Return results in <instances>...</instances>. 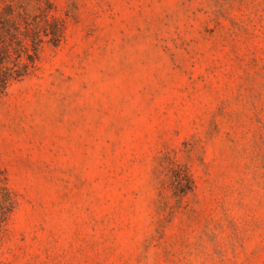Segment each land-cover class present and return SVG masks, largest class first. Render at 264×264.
I'll use <instances>...</instances> for the list:
<instances>
[{
    "label": "rangeland",
    "instance_id": "obj_1",
    "mask_svg": "<svg viewBox=\"0 0 264 264\" xmlns=\"http://www.w3.org/2000/svg\"><path fill=\"white\" fill-rule=\"evenodd\" d=\"M50 1L0 94V264H264V0Z\"/></svg>",
    "mask_w": 264,
    "mask_h": 264
},
{
    "label": "trees",
    "instance_id": "obj_2",
    "mask_svg": "<svg viewBox=\"0 0 264 264\" xmlns=\"http://www.w3.org/2000/svg\"><path fill=\"white\" fill-rule=\"evenodd\" d=\"M64 35L65 21L54 14L50 0H0V94L30 76L44 47H58ZM1 175L0 243L18 207L15 192ZM174 179L177 192L192 190L187 175Z\"/></svg>",
    "mask_w": 264,
    "mask_h": 264
}]
</instances>
